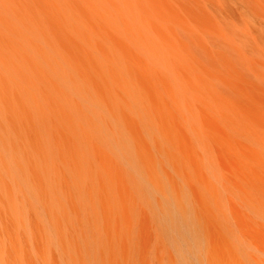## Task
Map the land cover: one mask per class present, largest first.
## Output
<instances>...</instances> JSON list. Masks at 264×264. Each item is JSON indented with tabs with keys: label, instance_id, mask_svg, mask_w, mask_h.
Returning <instances> with one entry per match:
<instances>
[{
	"label": "bare ground",
	"instance_id": "1",
	"mask_svg": "<svg viewBox=\"0 0 264 264\" xmlns=\"http://www.w3.org/2000/svg\"><path fill=\"white\" fill-rule=\"evenodd\" d=\"M231 1L0 0V264H264V216L213 219L199 213V230L194 240L187 237L183 258L153 261L138 255L134 222L126 234L112 225L123 221L112 188L124 192L122 185L131 181L136 193L141 189L135 164L125 166L124 108L151 121L170 163L163 148L169 134L158 121L163 107L185 121L193 118L182 88L193 87V71L206 65L197 60L195 45L220 83L209 89L199 77L205 92L196 100L232 121L248 119L243 108L254 105L262 113L255 109L250 118L264 120V86L214 50L219 42L207 44L223 39L234 51L217 23L232 12ZM237 1L264 19L261 0ZM178 8L186 14L180 16ZM178 30L190 32L180 36ZM161 71L175 80L153 87L164 96L156 106L167 96L171 106L155 108L130 90L139 72L155 79ZM255 71L264 81V72ZM68 81H74L73 92L67 91ZM129 92L134 98L122 100ZM234 124L245 139L252 137L244 124ZM258 127L262 133L255 134L264 139V124ZM106 132L116 156L110 163L119 175L114 180L99 175V143ZM254 156L264 166V153Z\"/></svg>",
	"mask_w": 264,
	"mask_h": 264
},
{
	"label": "rangeland",
	"instance_id": "2",
	"mask_svg": "<svg viewBox=\"0 0 264 264\" xmlns=\"http://www.w3.org/2000/svg\"><path fill=\"white\" fill-rule=\"evenodd\" d=\"M261 1L264 3V0ZM228 7L232 12L218 17L220 21L217 23L228 39L234 42V51L226 46L223 39L211 38L207 44L219 42L221 46L214 47V50L223 52L229 59L235 61L250 80L264 86V81L259 79L255 71L256 67L264 72V19H255L247 9L248 6L240 1L233 0ZM183 13L186 14L183 9L178 8V14L183 16ZM195 28L193 25L192 31L188 32L192 33ZM188 32L178 30L180 36L188 35ZM129 46L134 50L132 44ZM194 50L198 54L197 60L206 65L193 71L195 75L192 80L193 87L182 88V93L189 98L194 110L193 118L189 121L181 119L176 110L170 113L163 107L167 102L171 106V99L168 96L162 106H156L157 99L163 95L158 94L153 87H159L163 82H174V74L161 71L152 80L148 75L139 72L135 77V85H132L130 90L135 96L143 94L148 103L156 106L155 108L163 107L165 112L158 125H162L160 128H164L169 134L170 140L168 142L165 139L163 148L168 150L170 163L161 155L160 144L154 137L151 121L142 118L138 111L132 114L128 108H124L126 130L124 147L128 149V154H125V166L128 168L129 165L135 164L141 189L136 193L134 183L131 181L122 185L124 192L116 185L112 188L117 193V198L119 197V207L116 209L118 217L122 216L123 220L112 225L126 234L131 231L130 222H134L132 232L139 236L141 241L138 255L141 253L144 258L151 261L166 260L171 256L182 259L187 237L189 239L193 237L194 240L199 230L197 221L199 213H202L201 215L211 213L214 215L213 219L222 215H232L238 219L245 217L246 220L249 217L264 216V166H258L254 156L256 152L264 153V139L261 134H255V131L262 133L258 126H263L264 120L255 116L258 121L256 122L250 118L255 109L256 112L260 110L254 105L246 106L242 111L245 113L241 114H248L249 118L240 116L241 119L232 121L218 113L215 114L213 106L209 109L210 105L199 103L196 98L198 100L204 98L205 92V88L198 82L199 77L209 84V89L211 85L220 83L216 68L207 65L204 50H200L198 45L194 46ZM149 80L152 81V85ZM73 88L74 81H68L67 91L73 92ZM123 98L122 100H130L134 97L129 92V97ZM215 115H219L218 118ZM189 122L192 123L188 124ZM234 123L244 124L243 127H248L254 137L252 135L250 139H245L234 130V127H237ZM111 135L104 133L102 141L105 142L99 143L102 148L99 152L102 165L99 175L108 180L117 179L119 176L110 168V163L116 160L109 145ZM256 160L258 162L257 157ZM241 225L244 227L246 222H241Z\"/></svg>",
	"mask_w": 264,
	"mask_h": 264
}]
</instances>
